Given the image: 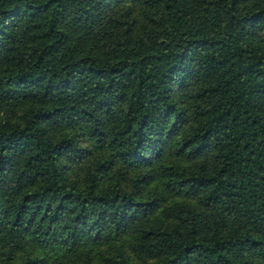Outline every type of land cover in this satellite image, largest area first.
Here are the masks:
<instances>
[{"label":"trees","instance_id":"1","mask_svg":"<svg viewBox=\"0 0 264 264\" xmlns=\"http://www.w3.org/2000/svg\"><path fill=\"white\" fill-rule=\"evenodd\" d=\"M0 264H264V0H0Z\"/></svg>","mask_w":264,"mask_h":264}]
</instances>
